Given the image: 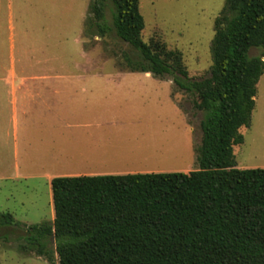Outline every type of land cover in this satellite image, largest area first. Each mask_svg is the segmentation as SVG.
<instances>
[{"label":"trees","instance_id":"16d2710c","mask_svg":"<svg viewBox=\"0 0 264 264\" xmlns=\"http://www.w3.org/2000/svg\"><path fill=\"white\" fill-rule=\"evenodd\" d=\"M110 1L113 28L105 0H93L85 32L114 31L138 53L125 56L132 72L171 80L193 97L202 114L199 168L54 178V222L27 227L17 251L49 264H264V169H239L234 154L264 75V52L250 56L264 51V0H227L215 21L212 68L197 79L179 51L142 40L140 0ZM16 226L0 212V240L11 243Z\"/></svg>","mask_w":264,"mask_h":264},{"label":"rangeland","instance_id":"374dc122","mask_svg":"<svg viewBox=\"0 0 264 264\" xmlns=\"http://www.w3.org/2000/svg\"><path fill=\"white\" fill-rule=\"evenodd\" d=\"M92 1L0 0V82L88 81L100 88L96 91L104 88L114 94L131 93L125 100L119 96L111 99L114 107L109 117L119 124L107 128L106 143L112 153H119L120 159L103 171L148 174L198 170L202 114L195 110L193 97L180 91L171 80L132 72L125 56L139 59L138 53L114 31L103 38L87 34L85 25ZM226 3L227 0H140L145 20L142 40L146 44L152 40L164 42L169 50L183 55L190 78L206 77L213 65L215 21ZM112 8L111 1L105 0L110 28ZM263 52L254 48L250 56ZM97 83L109 84L110 89ZM0 93V97H7L5 90ZM5 103L2 101L4 106ZM240 132L245 142L234 148L237 168L264 169V75L258 85L252 125ZM6 140L0 136V211L11 213L19 226L10 236L11 243L0 240V264H49L17 251L22 243L18 237L27 227L54 222L52 190L42 173H90L101 171L95 166L99 164L94 168L43 170L25 168L29 164L26 160L20 162V172L31 173L34 178L16 177L15 162L5 155Z\"/></svg>","mask_w":264,"mask_h":264},{"label":"crops","instance_id":"0c3cea01","mask_svg":"<svg viewBox=\"0 0 264 264\" xmlns=\"http://www.w3.org/2000/svg\"><path fill=\"white\" fill-rule=\"evenodd\" d=\"M0 83V90L7 94L5 98L0 97V106L2 101L6 102L0 107V136L7 139L5 155L15 162L16 177L34 176L21 174L20 162L26 160L29 164L25 168L40 167L43 170L94 168L99 164L95 166L101 171L90 173H42L50 182L51 190L52 180L59 176L134 173L103 171L120 159L119 153H112L106 143L109 140L107 128L119 124L109 117L111 107H114L110 104L111 99L119 96L125 100L131 93L114 94L104 91L103 87L102 91H96L100 88L88 81L15 79ZM97 85L110 89L109 84Z\"/></svg>","mask_w":264,"mask_h":264},{"label":"water","instance_id":"95a60500","mask_svg":"<svg viewBox=\"0 0 264 264\" xmlns=\"http://www.w3.org/2000/svg\"><path fill=\"white\" fill-rule=\"evenodd\" d=\"M52 241H53V244H54V242H55V237L54 236L52 237Z\"/></svg>","mask_w":264,"mask_h":264}]
</instances>
